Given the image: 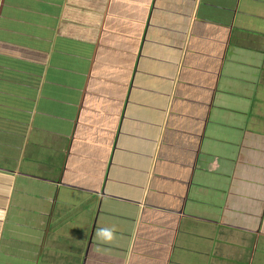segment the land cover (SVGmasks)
<instances>
[{
	"label": "crops",
	"instance_id": "obj_1",
	"mask_svg": "<svg viewBox=\"0 0 264 264\" xmlns=\"http://www.w3.org/2000/svg\"><path fill=\"white\" fill-rule=\"evenodd\" d=\"M0 264H264V0H0Z\"/></svg>",
	"mask_w": 264,
	"mask_h": 264
},
{
	"label": "clouds",
	"instance_id": "obj_2",
	"mask_svg": "<svg viewBox=\"0 0 264 264\" xmlns=\"http://www.w3.org/2000/svg\"><path fill=\"white\" fill-rule=\"evenodd\" d=\"M96 235L101 241L105 243H111L116 239L115 230L110 227L98 229Z\"/></svg>",
	"mask_w": 264,
	"mask_h": 264
}]
</instances>
